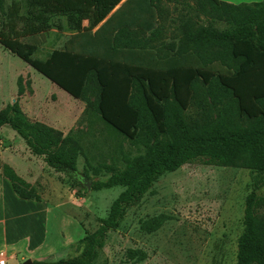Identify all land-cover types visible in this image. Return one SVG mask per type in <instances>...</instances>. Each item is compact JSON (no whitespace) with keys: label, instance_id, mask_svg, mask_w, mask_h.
<instances>
[{"label":"trees","instance_id":"16d2710c","mask_svg":"<svg viewBox=\"0 0 264 264\" xmlns=\"http://www.w3.org/2000/svg\"><path fill=\"white\" fill-rule=\"evenodd\" d=\"M119 1L26 0L27 13L19 16L28 26L16 32L15 11H10L9 20L4 22V2L0 0V44L4 48L86 104L94 92L93 109L98 118L124 137L135 139L144 127L152 133L143 153L126 157L120 168L107 166L110 174L92 182L94 189L116 185L123 189L112 200L99 225L76 243L77 253L56 260L34 259L33 264H96L107 233L119 224L126 208L136 203L160 175L200 159L245 167L254 173L244 200L234 264H264V195L258 192L264 186V0L254 7L195 0L201 7L221 6L216 12L225 15L229 27L218 30L209 25L189 31L184 35V43L157 64L127 60L109 51L74 50L68 45L39 59L32 57L35 46L20 39L25 34L47 31L54 24L53 16L58 14L66 15L69 30H80V20L89 11L96 24ZM213 58L221 59L227 68L222 72L214 69ZM197 79L206 84L213 103L222 102V98L226 101L214 123L205 121L198 125L185 120L184 111L194 97ZM226 112L244 116L250 124L233 126ZM2 126L14 130L29 151L42 156L47 165L73 177L82 152L73 134L63 135L41 121L29 122L16 102L0 110ZM0 173L18 197L41 200L1 160ZM160 221L154 217L143 227L154 230Z\"/></svg>","mask_w":264,"mask_h":264},{"label":"rangeland","instance_id":"374dc122","mask_svg":"<svg viewBox=\"0 0 264 264\" xmlns=\"http://www.w3.org/2000/svg\"><path fill=\"white\" fill-rule=\"evenodd\" d=\"M166 1L160 9L194 12L193 18L184 13L177 19L183 23L184 35L199 26L211 25L218 30L229 27L225 15L216 12L222 9L219 5L211 8L201 7L195 0ZM3 2L2 20L7 22L8 13L15 11L13 29L21 32L28 26L19 16L27 13L26 0ZM131 2L130 6L137 8L144 1ZM49 28L20 36L22 41L35 46L32 57L44 59L59 47V34ZM160 53L169 55L170 51ZM211 61L220 72L227 68L219 58ZM194 85V97L184 111L185 120L198 125L216 122L226 101L222 98V102L213 103L200 79ZM94 98L95 93H90L86 104L70 96L0 44V110L16 102L29 122L41 121L63 135L73 134L82 147L72 177L47 165L42 156L32 154L14 130L0 127L1 162L11 166L46 203L39 202V206L36 201H25L23 234L30 233L31 239L40 243L28 251L26 247H30L31 241L25 240L23 251L15 255L3 251L5 264H20L27 258L56 260L75 255L76 243L99 225L112 200L123 189L120 185L94 189L92 182L110 174L107 166L120 168L126 157L144 152V144L152 134L149 127H144L135 139L124 137L98 118L93 109ZM63 106L67 110L59 113L58 107ZM226 114L233 126L250 124L237 113ZM253 174L245 167L200 159L160 175L107 233L96 264H234L244 200L252 187ZM258 192L264 195V186ZM154 217H159L161 224L154 230L145 229L143 224Z\"/></svg>","mask_w":264,"mask_h":264},{"label":"crops","instance_id":"0c3cea01","mask_svg":"<svg viewBox=\"0 0 264 264\" xmlns=\"http://www.w3.org/2000/svg\"><path fill=\"white\" fill-rule=\"evenodd\" d=\"M131 1L120 0L96 24H93L94 15L89 11L80 20V30L68 29L66 15L53 16L54 24H51L49 29L59 34V39L56 41L59 47L56 49L68 45L74 50L109 51L118 57L135 62L147 64L163 62L179 44L184 43L183 23L177 19L182 18L185 12L160 9L162 3H168L166 0H143L142 5L137 8L130 6ZM219 1L254 7L263 0ZM185 14L194 17L193 11ZM64 26L67 29H64ZM191 44L193 45L192 41ZM164 50L170 51V54H159V51ZM66 110L67 108L63 106L58 107L57 111L63 113ZM31 200L18 197L9 180L0 173V252L6 250L15 255L23 251L22 245L25 240L31 241L30 247H26L28 251L32 245L40 243H37L36 239H31L30 233L23 234V204ZM39 202L46 205L41 200L36 201L39 206Z\"/></svg>","mask_w":264,"mask_h":264},{"label":"water","instance_id":"95a60500","mask_svg":"<svg viewBox=\"0 0 264 264\" xmlns=\"http://www.w3.org/2000/svg\"><path fill=\"white\" fill-rule=\"evenodd\" d=\"M86 187L89 188V182L86 183ZM20 264H33L32 259L27 258L24 261H22Z\"/></svg>","mask_w":264,"mask_h":264},{"label":"built area","instance_id":"2783aa9c","mask_svg":"<svg viewBox=\"0 0 264 264\" xmlns=\"http://www.w3.org/2000/svg\"><path fill=\"white\" fill-rule=\"evenodd\" d=\"M5 263H6L5 253L1 251L0 252V264H5Z\"/></svg>","mask_w":264,"mask_h":264}]
</instances>
